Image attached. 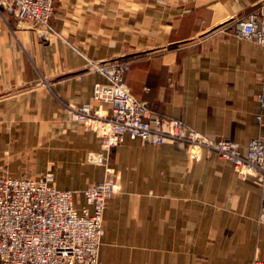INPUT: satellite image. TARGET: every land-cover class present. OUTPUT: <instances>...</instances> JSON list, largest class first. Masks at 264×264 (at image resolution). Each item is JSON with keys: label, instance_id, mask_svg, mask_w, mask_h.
<instances>
[{"label": "crops", "instance_id": "1", "mask_svg": "<svg viewBox=\"0 0 264 264\" xmlns=\"http://www.w3.org/2000/svg\"><path fill=\"white\" fill-rule=\"evenodd\" d=\"M260 0H54L42 40L30 23L0 13V176L50 173L78 192L111 180L99 264H252L264 260L261 189L216 153L153 145L125 135L106 153L72 120L106 78L88 60L126 59L131 93L244 151L264 144V46L218 31ZM262 116V125L256 121ZM102 151L101 164L84 161ZM110 168V170H107Z\"/></svg>", "mask_w": 264, "mask_h": 264}, {"label": "built area", "instance_id": "2", "mask_svg": "<svg viewBox=\"0 0 264 264\" xmlns=\"http://www.w3.org/2000/svg\"><path fill=\"white\" fill-rule=\"evenodd\" d=\"M54 0H0V13L17 22L30 23L39 38L47 40ZM218 31L252 40L264 46V0L246 16L222 24ZM86 68L101 73L105 82H96L91 101L70 106L72 120L96 133L101 149L109 152L125 135L160 145H182L191 158L198 149L228 160L241 177H254L261 189L258 220L264 223V144L260 136L251 139L244 151L235 140L212 139L179 119L159 116L147 103L135 97L127 83L130 62L88 60ZM261 124V115L256 116ZM104 153L87 152L84 161L101 164ZM107 170H110L108 168ZM117 190L111 180L91 184L81 193L77 209L72 190L58 189L50 173L39 177L0 176V264H99L103 235V211ZM252 264H264L254 257Z\"/></svg>", "mask_w": 264, "mask_h": 264}, {"label": "rangeland", "instance_id": "3", "mask_svg": "<svg viewBox=\"0 0 264 264\" xmlns=\"http://www.w3.org/2000/svg\"><path fill=\"white\" fill-rule=\"evenodd\" d=\"M167 117H169V116H167ZM256 117V116H255ZM262 117V116H261ZM260 125V124H259ZM261 125H262V123H261Z\"/></svg>", "mask_w": 264, "mask_h": 264}]
</instances>
